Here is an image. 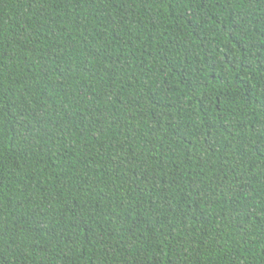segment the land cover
Segmentation results:
<instances>
[{"label": "trees", "instance_id": "1", "mask_svg": "<svg viewBox=\"0 0 264 264\" xmlns=\"http://www.w3.org/2000/svg\"><path fill=\"white\" fill-rule=\"evenodd\" d=\"M0 264H264V0H0Z\"/></svg>", "mask_w": 264, "mask_h": 264}]
</instances>
